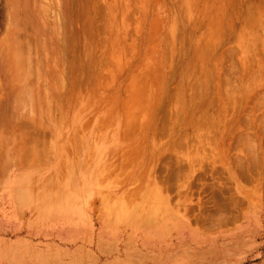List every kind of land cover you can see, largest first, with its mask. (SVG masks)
I'll use <instances>...</instances> for the list:
<instances>
[{"label":"rangeland","instance_id":"rangeland-1","mask_svg":"<svg viewBox=\"0 0 264 264\" xmlns=\"http://www.w3.org/2000/svg\"><path fill=\"white\" fill-rule=\"evenodd\" d=\"M67 175L129 224L264 221V0H0V194Z\"/></svg>","mask_w":264,"mask_h":264},{"label":"crops","instance_id":"crops-1","mask_svg":"<svg viewBox=\"0 0 264 264\" xmlns=\"http://www.w3.org/2000/svg\"><path fill=\"white\" fill-rule=\"evenodd\" d=\"M5 188L0 264H264V221L210 229L154 210L129 224L78 176L53 178L36 193L27 181L7 179Z\"/></svg>","mask_w":264,"mask_h":264}]
</instances>
